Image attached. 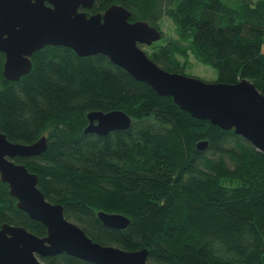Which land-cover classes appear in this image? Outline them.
Wrapping results in <instances>:
<instances>
[{
	"label": "trees",
	"instance_id": "16d2710c",
	"mask_svg": "<svg viewBox=\"0 0 264 264\" xmlns=\"http://www.w3.org/2000/svg\"><path fill=\"white\" fill-rule=\"evenodd\" d=\"M114 2L162 31L145 50L164 68L185 72L192 54L216 68L217 80L247 78L264 93V0H95L84 9ZM165 16L175 36L164 35ZM31 58L30 70L10 79L0 50V130L21 142L47 135L42 153L14 159L38 174L66 217L102 243L146 246L154 264H264V151L234 128L193 116L104 53L46 44ZM113 108L131 115L128 127L84 131L87 112ZM202 139L207 145L199 148ZM99 209L130 221L108 226ZM5 222L47 234L0 178ZM41 258L95 264L67 252Z\"/></svg>",
	"mask_w": 264,
	"mask_h": 264
},
{
	"label": "water",
	"instance_id": "95a60500",
	"mask_svg": "<svg viewBox=\"0 0 264 264\" xmlns=\"http://www.w3.org/2000/svg\"><path fill=\"white\" fill-rule=\"evenodd\" d=\"M95 0H0V50L5 53L3 74L18 79L32 66V54L46 44L70 46L78 55L104 53L159 94L171 95L183 109L222 128H234L264 151V93L247 78L234 82L208 80L184 71L168 70L154 61L142 44H151L162 31L149 22L131 20L124 4L111 3L103 11L87 13ZM85 132L107 133L128 127L129 113L121 108L90 110ZM48 145L43 134L33 142L9 139L0 130V178L9 184L17 205L40 220L47 234L40 236L23 225L0 226V264H48L41 257L60 252L95 264H154L146 246L131 249L93 239L66 217L63 204L48 199L38 174L14 159L37 155ZM207 140L197 142L199 148ZM108 226L125 227L130 218L119 211L99 209Z\"/></svg>",
	"mask_w": 264,
	"mask_h": 264
},
{
	"label": "rangeland",
	"instance_id": "374dc122",
	"mask_svg": "<svg viewBox=\"0 0 264 264\" xmlns=\"http://www.w3.org/2000/svg\"><path fill=\"white\" fill-rule=\"evenodd\" d=\"M164 35L169 36L173 35L175 36V29L173 26V23L170 19V17L165 16L164 19L161 22ZM152 44V43H151ZM151 44H143L144 49H151ZM183 58V57H182ZM186 73L198 75L202 78L208 79V80H215L217 78V70L214 66L205 63L201 60H198L194 55L190 54L187 67L185 69Z\"/></svg>",
	"mask_w": 264,
	"mask_h": 264
},
{
	"label": "flooded vegetation",
	"instance_id": "af4514ba",
	"mask_svg": "<svg viewBox=\"0 0 264 264\" xmlns=\"http://www.w3.org/2000/svg\"><path fill=\"white\" fill-rule=\"evenodd\" d=\"M132 20V19H131Z\"/></svg>",
	"mask_w": 264,
	"mask_h": 264
}]
</instances>
